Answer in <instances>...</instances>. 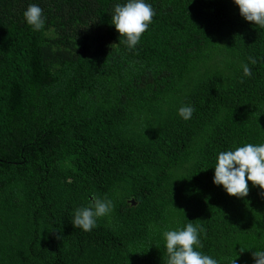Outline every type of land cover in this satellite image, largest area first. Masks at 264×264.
<instances>
[{"label":"trees","instance_id":"1","mask_svg":"<svg viewBox=\"0 0 264 264\" xmlns=\"http://www.w3.org/2000/svg\"><path fill=\"white\" fill-rule=\"evenodd\" d=\"M117 2L0 0V264H166L162 232L189 222L219 264H254L264 194L212 178L219 152L264 143V28L232 0H147L129 49ZM93 194L110 216L74 228Z\"/></svg>","mask_w":264,"mask_h":264},{"label":"clouds","instance_id":"2","mask_svg":"<svg viewBox=\"0 0 264 264\" xmlns=\"http://www.w3.org/2000/svg\"><path fill=\"white\" fill-rule=\"evenodd\" d=\"M232 2L238 6L239 14L245 21L264 28V0ZM154 15V10L147 0H125L124 3H115L111 25L119 34V43H123L129 49L135 48ZM23 17L33 30L38 31L44 26L42 9L37 4H30L23 12ZM249 60L255 63L250 57ZM241 67L244 75L250 74L247 64H242ZM193 111L190 105L181 106L178 115L183 120H189ZM213 169V184L222 186V190L230 197H247L249 182L252 186H259L264 194V143H245L219 152ZM89 200L88 206L75 209L71 221L74 228L90 231L96 226L98 218L110 216L113 210L112 200L99 198L95 194ZM200 231V228L191 222L182 228L163 231L164 248L168 257L166 264H219L216 259L199 251L202 248ZM252 256L254 264H264V249L255 250ZM231 264H236V259L232 260Z\"/></svg>","mask_w":264,"mask_h":264},{"label":"water","instance_id":"3","mask_svg":"<svg viewBox=\"0 0 264 264\" xmlns=\"http://www.w3.org/2000/svg\"><path fill=\"white\" fill-rule=\"evenodd\" d=\"M130 202H131L132 206L137 205V203L133 199H131Z\"/></svg>","mask_w":264,"mask_h":264}]
</instances>
